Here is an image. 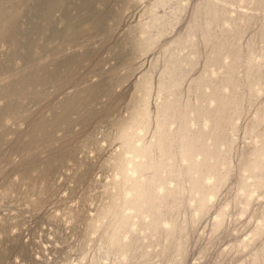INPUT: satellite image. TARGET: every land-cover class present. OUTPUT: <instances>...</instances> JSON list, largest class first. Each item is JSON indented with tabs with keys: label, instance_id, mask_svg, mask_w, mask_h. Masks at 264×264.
Instances as JSON below:
<instances>
[{
	"label": "rangeland",
	"instance_id": "374dc122",
	"mask_svg": "<svg viewBox=\"0 0 264 264\" xmlns=\"http://www.w3.org/2000/svg\"><path fill=\"white\" fill-rule=\"evenodd\" d=\"M0 264H264V0H0Z\"/></svg>",
	"mask_w": 264,
	"mask_h": 264
}]
</instances>
